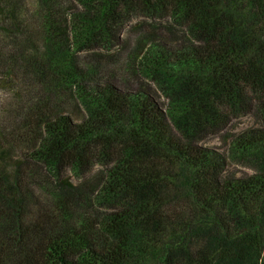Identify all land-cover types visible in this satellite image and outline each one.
<instances>
[{
    "label": "trees",
    "instance_id": "obj_1",
    "mask_svg": "<svg viewBox=\"0 0 264 264\" xmlns=\"http://www.w3.org/2000/svg\"><path fill=\"white\" fill-rule=\"evenodd\" d=\"M0 93V264H264V0H0Z\"/></svg>",
    "mask_w": 264,
    "mask_h": 264
},
{
    "label": "rangeland",
    "instance_id": "obj_2",
    "mask_svg": "<svg viewBox=\"0 0 264 264\" xmlns=\"http://www.w3.org/2000/svg\"><path fill=\"white\" fill-rule=\"evenodd\" d=\"M0 95L4 96L3 93H0ZM254 123L255 120L253 117L251 116H247L238 120H235L233 122V124L231 125V130H240V129H246V128H250V127H254ZM208 141L210 142V146L211 147H220L221 143L218 141L217 137H211L208 139ZM231 173L237 175L238 177H243L244 173H246L245 168L234 164L231 167Z\"/></svg>",
    "mask_w": 264,
    "mask_h": 264
}]
</instances>
